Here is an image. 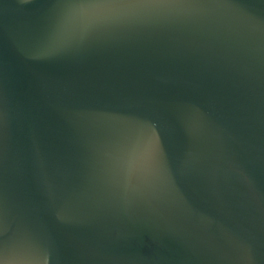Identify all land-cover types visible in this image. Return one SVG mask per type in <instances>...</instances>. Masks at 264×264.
Segmentation results:
<instances>
[{"label": "water", "instance_id": "95a60500", "mask_svg": "<svg viewBox=\"0 0 264 264\" xmlns=\"http://www.w3.org/2000/svg\"><path fill=\"white\" fill-rule=\"evenodd\" d=\"M0 264H264V0H0Z\"/></svg>", "mask_w": 264, "mask_h": 264}]
</instances>
